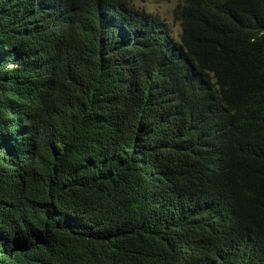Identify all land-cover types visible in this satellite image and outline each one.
Segmentation results:
<instances>
[{
	"label": "trees",
	"instance_id": "obj_1",
	"mask_svg": "<svg viewBox=\"0 0 264 264\" xmlns=\"http://www.w3.org/2000/svg\"><path fill=\"white\" fill-rule=\"evenodd\" d=\"M0 0V264H264V0Z\"/></svg>",
	"mask_w": 264,
	"mask_h": 264
},
{
	"label": "rangeland",
	"instance_id": "obj_2",
	"mask_svg": "<svg viewBox=\"0 0 264 264\" xmlns=\"http://www.w3.org/2000/svg\"><path fill=\"white\" fill-rule=\"evenodd\" d=\"M181 0H143L135 1V5L145 9L150 15L160 16L166 24L171 28L173 35H177L180 31L178 21L173 20V10Z\"/></svg>",
	"mask_w": 264,
	"mask_h": 264
},
{
	"label": "clouds",
	"instance_id": "obj_3",
	"mask_svg": "<svg viewBox=\"0 0 264 264\" xmlns=\"http://www.w3.org/2000/svg\"><path fill=\"white\" fill-rule=\"evenodd\" d=\"M137 1H143V0H137ZM145 11H146V10H145ZM146 13H147V12H146ZM154 16H155V15H154ZM160 18H161V17H160ZM177 21H178V20H177ZM167 26H168V25H167ZM168 27H169V26H168ZM169 29H170V32H171V28H170V27H169ZM171 34H173V33L171 32ZM174 37H175V38L178 37V34L175 35Z\"/></svg>",
	"mask_w": 264,
	"mask_h": 264
}]
</instances>
